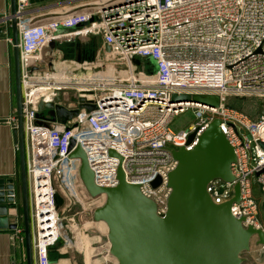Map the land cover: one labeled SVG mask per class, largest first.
Listing matches in <instances>:
<instances>
[{"label":"built area","instance_id":"1","mask_svg":"<svg viewBox=\"0 0 264 264\" xmlns=\"http://www.w3.org/2000/svg\"><path fill=\"white\" fill-rule=\"evenodd\" d=\"M15 4L34 264H51V249L62 242L64 227L76 229L75 217L91 216L97 208L92 203L105 199L91 198L85 191L79 160L69 157L71 140L84 152L95 186L115 187L121 169L125 182L137 185L163 215L170 194L167 177L176 167L171 150H191L214 119L220 121L236 160L230 167L233 181L212 180L206 191L221 204L234 197L237 185L231 215L242 218L244 228L264 232L260 202L251 190L253 180L264 202V115L250 118L226 104L228 97L264 101V0H99L43 22L25 16L27 0ZM80 37H99L113 62L124 66L94 61L69 70H37L50 43ZM133 59L152 60L153 72L147 74L141 62L132 65ZM37 92L74 93L86 103L93 101L95 109H78L65 124L47 122L36 117L32 106ZM134 93L163 94L165 99H145L133 108ZM175 94L217 96L220 104L171 102ZM59 104L71 109L72 102ZM188 109L194 121L173 132V117ZM191 134L195 140L188 145ZM156 178L160 184L153 188ZM55 194L63 201L59 207ZM74 206L80 211L71 216ZM102 238V264H115L106 234Z\"/></svg>","mask_w":264,"mask_h":264},{"label":"water","instance_id":"2","mask_svg":"<svg viewBox=\"0 0 264 264\" xmlns=\"http://www.w3.org/2000/svg\"><path fill=\"white\" fill-rule=\"evenodd\" d=\"M16 4L10 0V22L12 31L13 65L15 80L16 125L14 134L18 145L19 169L16 178H0V229H16L23 224L26 264H32L28 189L25 174L24 140L22 131V104L17 49ZM36 22V21H34ZM91 40V39H90ZM89 42V41H88ZM84 44L77 40L75 50L77 60ZM99 57L93 61L103 64L113 63L116 68L124 62H113L110 48L103 45ZM132 65L138 66L139 60L133 59ZM38 70V69H37ZM132 107H138L145 99H165L163 94L134 93L131 95ZM102 99V95H100ZM70 100L71 109L61 106V101ZM171 102H194L217 107L220 100L210 95H172ZM264 106V101H262ZM32 106L37 118L47 122L65 124L78 114V109L92 112L94 102L86 103L76 94L37 92L32 97ZM264 115V107L260 110ZM220 121L214 119L208 128L196 139L191 150L180 148L171 150L176 167L168 174L167 187L170 194L163 215L156 213L155 203L144 197L137 185L124 180L121 169L117 171L118 184L112 188L94 185L93 175L88 167L86 156L80 146L70 141L69 157L79 160L80 181L91 198L104 195L100 207L92 211L94 222L106 226L108 255L115 264H242V254L250 250L251 242L264 247V232L253 227L244 228L242 218H234L230 206L238 201V186H234V197L224 203L215 204L206 191L207 185L215 179L232 182L231 164L236 157L234 149L220 131ZM195 140L189 136L188 145ZM264 148V144L261 145ZM113 155V153H110ZM160 179L156 178L151 186L156 188ZM16 200H20L16 203ZM57 207L62 198L55 194ZM15 210L17 224H8L7 209ZM264 218V202L260 203ZM59 241L56 246H61ZM51 264H58L50 259Z\"/></svg>","mask_w":264,"mask_h":264},{"label":"crops","instance_id":"3","mask_svg":"<svg viewBox=\"0 0 264 264\" xmlns=\"http://www.w3.org/2000/svg\"><path fill=\"white\" fill-rule=\"evenodd\" d=\"M99 0H27L25 16L36 22H43L47 19L56 18L69 13L82 10L84 7ZM17 3V0H15ZM10 16V0H0V178H16L19 169L18 145L14 134L16 125V105H15V80L13 65V46ZM91 39V40H90ZM80 40L84 47L78 55L81 62L77 60L75 44ZM73 41H76L73 43ZM89 41V42H88ZM102 40L98 37H80L68 41L70 45L66 53H69L74 65L82 63H91L95 57H99L98 43ZM74 51V55H73ZM72 54V55H71ZM55 54H53L54 56ZM51 54L44 55V61L38 67L40 71L52 70L55 64L51 63ZM73 65V66H74ZM57 67V65H55ZM72 66V67H73ZM70 67V68H72ZM69 67H59L57 70H69ZM20 200H16L19 203ZM8 224H17L15 210L7 209ZM22 223L17 224L16 229H0V264H26L24 235L19 230L22 229ZM252 242L254 247L252 246ZM251 242L250 260L244 258L247 264H264V247L256 244V239ZM253 247V248H252ZM58 257L55 260L61 263V256L58 250ZM32 264H34L33 251L31 249ZM98 258V257H97ZM96 264H102L103 259L94 261Z\"/></svg>","mask_w":264,"mask_h":264},{"label":"rangeland","instance_id":"4","mask_svg":"<svg viewBox=\"0 0 264 264\" xmlns=\"http://www.w3.org/2000/svg\"><path fill=\"white\" fill-rule=\"evenodd\" d=\"M75 42L76 41H73V43ZM97 43H98V49L99 51H101L103 49L102 44L100 41H97ZM68 45H70L69 42H52L44 50L46 56H49L51 54V61H52L51 63L57 65V67L54 65V67L52 68L53 70H57L59 67L62 66L70 68L75 64L71 59L70 54L66 53V50L69 49ZM53 54L55 55L53 56ZM74 54L75 53L73 51V55ZM140 62H141V66H143L146 69L145 70L146 73L150 75L154 69V62L148 59L140 60ZM118 71L119 70H117V72ZM226 104L239 110L240 112H242V114L250 118H256L258 115H260V110H262L264 107L262 101L253 97L243 98V99L228 97L226 99ZM194 116L195 115L190 109L182 113H179L178 115H175L170 125L172 131L178 132L179 130L186 128L190 123L194 121ZM251 190L256 200L261 203L260 194L253 180L251 183ZM102 204H103V198L99 197L96 199V201L92 203V206L100 207ZM87 207L89 206L87 205ZM79 211H80L79 206H74L71 208L70 214L71 216H74ZM75 218H78V220L77 219L75 220L76 225H78V227L74 230H71V232L68 229H65L64 227V230L62 231V235H61L62 242L65 241V243L61 244L60 247L58 246L59 248H61L58 250V253L59 256L66 255L68 258H61L62 259L61 263L62 264H73V263L96 264L94 261H96L98 258L101 259L103 257L102 255L100 256V254L104 253L103 248L100 250L99 245L103 241L102 236L106 234L105 228L102 224L92 221L91 216H87V214ZM65 224H67L68 226L71 225L69 221L66 222ZM29 226H30V218H29ZM30 238H31V233H30ZM252 246L254 247L253 242H252ZM249 254H250L249 252H245L242 254V257L250 260ZM262 256L264 257V253H262ZM242 264H247V262L244 260Z\"/></svg>","mask_w":264,"mask_h":264},{"label":"trees","instance_id":"5","mask_svg":"<svg viewBox=\"0 0 264 264\" xmlns=\"http://www.w3.org/2000/svg\"><path fill=\"white\" fill-rule=\"evenodd\" d=\"M60 247V246H59ZM58 246H55L54 248L51 249V252H50V258H57L58 257V254L56 253V249L59 248ZM57 254V255H56Z\"/></svg>","mask_w":264,"mask_h":264},{"label":"bare ground","instance_id":"6","mask_svg":"<svg viewBox=\"0 0 264 264\" xmlns=\"http://www.w3.org/2000/svg\"><path fill=\"white\" fill-rule=\"evenodd\" d=\"M100 224H102L103 226H104V228H105V232H106V226L102 223V222H99Z\"/></svg>","mask_w":264,"mask_h":264},{"label":"flooded vegetation","instance_id":"7","mask_svg":"<svg viewBox=\"0 0 264 264\" xmlns=\"http://www.w3.org/2000/svg\"><path fill=\"white\" fill-rule=\"evenodd\" d=\"M61 258H68L66 255H64V256H61ZM73 264H76V263H73Z\"/></svg>","mask_w":264,"mask_h":264}]
</instances>
